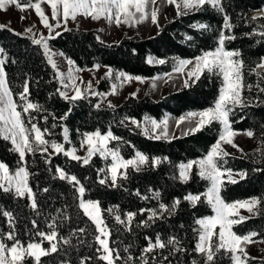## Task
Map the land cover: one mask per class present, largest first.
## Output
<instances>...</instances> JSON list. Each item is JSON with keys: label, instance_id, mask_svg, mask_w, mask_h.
<instances>
[{"label": "trees", "instance_id": "16d2710c", "mask_svg": "<svg viewBox=\"0 0 264 264\" xmlns=\"http://www.w3.org/2000/svg\"><path fill=\"white\" fill-rule=\"evenodd\" d=\"M221 6L223 12L205 3L194 12L181 14L166 23L149 38L124 36L116 44H106L94 31L69 29L50 43L82 70L101 65L132 77L154 78L172 72L181 59L194 60L214 50L221 32L235 36L234 40H226L224 47L241 53L244 84L252 87H245L243 91V98L250 102L249 105L236 106L229 114V120L234 131L254 133V147L242 156L228 155L218 160L222 170H231L236 181L229 182L225 172L220 194L226 203L253 198L260 201L253 216L235 215L232 220L238 222L232 228L239 236L256 233L251 241H260L264 245V92L260 91L264 88V69L256 67L264 60V36L259 35L264 31V16L255 19L253 16L264 11V0H221ZM225 15L230 18V29L223 27ZM0 49L3 50L0 58H4L8 87L21 106L17 110L22 111V105L26 103L19 98L25 85L28 87L27 102L38 106L22 113L26 128L35 124L46 129L44 138L62 144L65 149L79 148L85 133L99 131L105 135L111 131L118 139H112L110 147L119 151L123 158L134 159L137 152L148 157L143 168L128 167L124 175L118 176L115 185L110 186L100 182L110 161L99 155L84 164L82 159L73 160L61 152L51 155L33 151L26 152L23 161L11 142L0 137V161L12 173L21 167L27 169L28 185L37 204L33 209L27 195L21 197L13 190L0 189V240L9 247L16 241L24 247L39 243L44 249L55 244L57 250L42 256L39 264H108L101 259L104 252L97 240V227L80 207V185L84 188V200L99 203L114 264H144V259L148 264H209L205 255L196 251L200 234L196 221L214 215L204 195L210 181L199 175L198 165H193L188 181L184 182L180 165L205 158L217 143L222 125L213 121L191 135L164 140L146 136L140 126L131 125L129 121L136 120L141 124L146 117L162 121L166 114L181 117L214 107L223 86L222 75L205 70L199 79L192 78L186 86L159 100L149 95L143 98L130 96L119 106L97 107L98 99L91 94L75 101L60 95L63 87L55 69L43 47L31 38L0 27ZM150 56L164 63L152 65L148 62ZM110 81L103 78L96 91L106 92ZM64 128L68 129L67 141L64 140ZM156 159L160 160L159 164L155 163ZM57 169L75 176L79 184L61 179ZM189 194L201 198L193 205L185 199ZM177 200L179 203L175 204ZM161 204L168 210L161 209ZM153 211L157 215L149 219ZM4 212L11 214V221ZM128 213H135L130 222ZM117 216L124 223L117 221ZM52 231L57 234L52 241L38 235ZM10 232L15 240L6 238ZM157 236L163 242L174 237L178 243L146 253L144 250L149 242L155 243ZM212 243L218 244L216 236ZM233 255L240 256V252L215 250L210 264H235ZM241 260L243 264H264V251L260 258L246 255L241 256ZM17 264L37 262L27 257Z\"/></svg>", "mask_w": 264, "mask_h": 264}, {"label": "snow or ice", "instance_id": "6c2138e0", "mask_svg": "<svg viewBox=\"0 0 264 264\" xmlns=\"http://www.w3.org/2000/svg\"><path fill=\"white\" fill-rule=\"evenodd\" d=\"M150 2L155 4V0H35V2H33V0H23V2H20V0H0V9L5 8L6 4H15L21 10H24L27 7H32L35 9L36 14L40 17L44 26L50 29L52 26L49 24L48 17L41 8V3H47L50 5L53 19L58 20V18L62 17L65 23L69 18L75 20L77 15H84L86 17H91L92 19L105 18L109 22L114 21L117 26L121 23L129 24V26H131L132 21L139 23L148 18L147 8ZM167 3L174 4L177 8L178 14H180L181 4L177 3V0H167ZM205 3H208L210 6L223 12L221 0H183V8L188 10L199 9L203 7ZM157 15V10L153 8L151 11V20L153 23L158 22ZM57 26H59V20ZM198 27L204 28L206 25H199ZM223 27L224 29L232 28L230 18L227 15L224 17ZM29 31H31V29H29ZM259 35L264 36V31H261ZM234 39L235 36L225 35L221 32L219 47H217L215 51L206 52L202 56L197 57L194 67L187 73L189 77L195 76L196 79H199L200 74H202L205 70L209 73L216 71L218 74L222 75L223 86L220 88V94L214 107H210L200 112H190L186 117L180 118L181 122L185 119H191L194 117L199 118L196 121V126L189 129V131L193 133L199 131L203 126L210 124L213 121H217L222 125V131L219 135L217 143L212 146L210 152L204 159L199 161H190L186 165H180V176L184 180L189 178L187 170H190L193 165H198L200 170L199 175L202 178L211 181V187L204 195L206 196L207 202L212 206L215 215L198 219L196 221V223L200 226V229L198 230L200 234L198 237V243L196 244V251L204 254L206 261L209 262V264L214 259V251L218 249H225L233 254L239 251L240 256L233 255V259L235 264H243L241 256H246L247 254L244 252L241 245L247 242H254L251 241V237L257 235L256 233H250L244 236L236 235L231 231V225L237 223L238 221L229 219V217L237 215L236 209L238 207H246L250 213L255 214L253 212V208L258 205L260 201L254 198L252 200L242 202L226 203L220 196V188L224 183L222 177H224L225 172H227L228 181L236 183V181L232 178L231 170H222L221 166L218 164V160H223L224 157L229 155V153L222 148L221 142L242 151V149H239V146L233 141V137H235L238 133L232 128L229 120V114L236 106L245 107L249 105L250 102L243 98V91L245 87L248 89H251L252 87L250 84H244V61L243 59H239L241 53L236 50H225L224 48L226 40ZM35 42L37 44L41 43L40 40H36ZM44 47L47 49L46 42ZM2 52L3 50L0 49V53ZM148 62L151 63L152 58H149ZM69 63L71 64L72 62L69 61ZM159 63H164V61L160 60ZM3 64L4 60L0 59V137L11 142L14 146L13 150L19 153L21 160L24 159L26 152H46L49 145L53 150H55V152H63L64 155L70 156L73 160L79 161L82 159L84 164L89 162L88 158L93 155L94 151H99L101 155H107L109 153L106 145L101 143L100 146H97V144L94 143V140L106 142L109 139H118L113 136L111 131L103 136L99 131L94 133H85L84 135L86 139L82 143H86L88 145L89 151L88 157L81 158L75 154V149L66 151L62 144L54 141L50 142L45 139L44 137L47 133L46 129L42 130L35 124H33L30 129L26 128L22 119V113H27L30 109H37L38 106L34 103L27 102L28 87L25 85L24 91L20 94L19 98L21 101H25L26 103L22 105V111L17 110V108L21 106L17 104L16 100H14L13 94L8 87ZM190 64H193L192 60L181 59L178 62L176 71L183 73ZM53 67H56L54 63ZM256 67L257 69H264V60L259 62ZM251 70L252 69H250V71ZM120 76L124 77L128 81L134 79L132 76H127L124 73H120ZM135 79L141 80L142 78L135 77ZM262 79H264V77H262ZM187 83L188 81L186 80L185 85H187ZM65 87H68V85H65ZM90 87L91 84H89V88ZM257 87H259V85H257ZM72 89L74 91V95L68 96L66 92H61L60 95L69 101L84 98L81 89L75 85L74 80ZM113 91H115V86L113 87ZM260 91L264 92V88H260ZM97 107H99V105H97ZM63 118H66V115ZM148 119L149 118L147 117L145 118L146 121ZM131 122L136 124L137 127L140 126L139 122L136 120H132ZM150 123L153 131L161 129V124L157 123L155 120H151ZM163 125V134L167 135L166 119L163 121ZM53 127H55V125H53ZM144 132L145 134H148L149 129L145 128ZM63 135L64 140L67 141V128H64ZM246 135L251 138L254 133L252 131H248ZM156 138L159 139L160 137L157 136ZM110 154L114 161L111 169V178L113 182L117 179L118 168L126 169L128 166H133L138 169L139 164L148 162V157L139 152L136 153V159L133 160H123L119 157V154L116 151H111ZM155 163L159 164L160 160L156 159ZM57 171L59 172L61 179H68L70 183L75 182L76 184H79V181L75 176H68L62 169H57ZM28 176L29 173L26 168L21 167L15 171L14 174H10L8 166L0 162V189L8 192L14 188L15 193L21 197L27 193L32 200L31 207L35 209L37 204L32 193V189L28 186ZM241 176H243V173H241ZM100 182L104 183L103 180ZM44 191H47V189H44ZM78 191L81 195H83V186L79 187ZM155 195L158 197L159 193H155ZM200 198V195L192 194L185 197V199L193 203V205H195ZM178 203L179 201L177 200L175 204ZM175 204L173 205V208L175 207ZM80 207L85 210V213L97 225L100 234L106 235V226L101 227V225H103V220L99 217L98 204L91 201L87 203L81 201ZM160 207L165 211L168 210L166 205L161 204ZM90 208L95 210V215L89 211ZM3 215L9 217V220L11 221L12 217L10 213L4 212ZM156 215L157 213L153 211L149 219H152ZM134 216L135 213H128V222H130ZM116 219L117 221L124 223V221L120 220L119 216H117ZM240 219L242 220L244 217H241ZM217 226H219L220 229L218 233L215 231ZM49 227H53V225H49ZM38 235L52 241L56 238L57 234L55 231H52L47 235L44 233H38ZM214 235L218 236L219 241L218 244L215 245L212 243V237ZM6 238L8 240H15V236L11 232L7 234ZM97 240L102 245L105 253L101 259L106 260L108 264H114L112 259V250L109 249L106 240L100 239L99 236L97 237ZM64 242L68 243L67 240ZM177 243L178 241L174 237L170 238L167 242H163L160 240L159 236H157L155 243L150 241L149 246L144 251L148 253L152 252L155 248L163 249L168 244L175 245ZM56 250L55 244H52L50 249H44L39 243H29L25 248L19 241H16L15 244L9 247L3 242V240H0V264H17L18 261H22L24 259L25 253L28 256L34 257L37 264H39L41 256L49 255L50 252H55ZM174 250L180 251L181 249L174 248ZM117 258L119 257L117 256ZM141 259L144 258L142 257ZM165 259H167V257H165ZM144 264H148L146 259H144Z\"/></svg>", "mask_w": 264, "mask_h": 264}, {"label": "rangeland", "instance_id": "374dc122", "mask_svg": "<svg viewBox=\"0 0 264 264\" xmlns=\"http://www.w3.org/2000/svg\"><path fill=\"white\" fill-rule=\"evenodd\" d=\"M177 3L181 4L180 14H178L176 6L174 4L167 3V0H155V4H152L150 2L148 5V8H147L148 18L144 19L142 22H139V23L132 21L131 26H129V24H124V23H121L119 26H117L114 21L109 22L105 18L92 19L91 17H86L84 15H77L75 20L69 18L66 23L64 22L63 18L60 17V18H58L59 26H57L58 20L52 18L50 5L47 3H41V8L44 11L45 15L48 17L49 24L52 26L51 29L44 26L40 17L36 14L34 8L27 7L24 10H21L15 4H6L5 8L0 9V27L8 28V29H10V30H12L18 34L29 37L34 41L40 40L41 43H39V44L43 47V50L46 53L48 60H50L52 63H54L56 66H58L59 68L62 69V72H60V76L64 82H67V80H68L67 75L71 76L73 74L71 71V68L74 69L76 73H78L80 71V69L77 68L76 66H74L75 64L72 62V60H70L61 51H59L58 49H56L55 47L52 46V44L50 43L51 39L56 38L62 32L69 30V29H77V30H81V31H94L96 33L97 38L101 42L106 43V44H116L124 36L140 35L143 38H147V37L154 36L155 34H157L158 31L160 30V28H162L166 23L175 19L179 15L189 13V12H194L195 10H197V9H191V10L184 9L183 8V0H177ZM153 8H155L157 10V13H158V15H157V21L158 22L157 23H153L151 20V11L153 10ZM263 12L264 11L256 12L253 14V16L254 17L260 16V14ZM137 15H139V14H137ZM29 29H31V31H29ZM45 42L47 43V49H45V47H44ZM217 47H219V44ZM216 48L212 51H215ZM0 59L4 60V58H0ZM69 61H71L72 63L70 64ZM148 61H149V59H148ZM192 61H193V64L188 65L183 73L176 71V68L178 67V64H177L176 68L172 72H170L164 80H163V78H161V76L160 77L158 76L160 79L156 83V85H159V87L157 89H155L154 86H153L154 87V89H153L149 85V83H151L153 85L156 82L157 76L154 78H148L149 82H146L145 79H147V78H142L141 80H137V79H135V77H133L134 79H132L131 81H128L124 77L120 76V73H123V72L114 71L112 69L106 70L105 72H102V70H99L97 72L94 68H92V70H90V72H88L89 77L86 79V81H87L86 82L87 83L86 84L87 85L86 90L83 91L82 88H80V89L82 91L83 96L91 94L92 96L96 97L98 99L97 105H99V107L110 106L109 104L113 101V99L111 97L116 96V95L111 94L113 92L114 86H115L114 93H118L117 95H119L122 92L121 95L125 96V98H128L130 96L136 97V95H139V96L140 95H143V96L149 95L154 100H159L162 97H164L165 95H168L170 93H174L173 92L174 90H180L181 88L186 86L185 85L186 80L189 82L192 78H196L195 76L189 77L187 75L188 71H190L194 67L196 59H194ZM3 67H4V64H3ZM97 67H101V65H97ZM164 75H166V74H164ZM127 76H129V75H127ZM105 77L109 78V80H111L109 82V84L111 83L109 85L110 86L109 89L106 92L96 91L98 84ZM162 77H164V76H162ZM97 80H100V81L97 83ZM89 84H91V86H93V85H95V86L90 89ZM63 92H65V87H63ZM70 94L74 95V91L72 88L70 89ZM107 102H109V103H107ZM111 106H113V105H111ZM198 119H199L198 117H194L191 119H185L183 122H178L177 124L174 122V120L171 123H167V136L168 137L177 136V135L181 134V132L184 131L187 128V126H189V125H191L193 128L196 125V121ZM162 121H159L161 124V129H157L155 131L152 130V125L150 123V119H148L147 121L144 120L143 123H144V127L149 129L148 134L164 137L166 135L163 134L164 125H163ZM129 124H130V121H129ZM131 125H133V124H131ZM139 125L141 128L143 127L142 123ZM101 135L103 136V134H101ZM85 139H86V137H85ZM85 139H84V141H85ZM111 140L112 139H109L106 142H99L97 140H94V143H96L97 146H100L101 143L106 145V148L109 150V153L107 155H101V153L99 151H94L93 155L88 159L90 160L95 155H99L103 159L110 161L109 165H107L104 168L103 181L110 186H114L117 179L115 180V182H113L112 178H111V175H112L111 169H112V165H113L114 161H113V158H112L110 152L116 151V152H118L120 158H122L123 160H127V159L123 158L121 156V154L119 153V151L113 150L110 147ZM245 140H247V139H245ZM72 149L76 150L75 154L77 156H79L81 158L88 157L89 147L86 143H83L79 148H70V149H65V150L70 151ZM46 152L51 154V155L57 154V152H55V150H53L50 145L48 146ZM61 153L64 154L63 152H61ZM67 157L71 159L70 156H67ZM24 159H25V157H24ZM24 159H23V161H24ZM134 159H136V157ZM130 160H133V159H130ZM146 164L147 163L139 164L138 169L143 168ZM128 167H130V166H128ZM126 169L125 168H118L117 169V178L121 174L124 175V172ZM9 173L14 174L15 172L12 173L9 171ZM184 181L186 182V181H188V179L184 180ZM79 187H81V186L79 185L78 189H79ZM13 191L15 192L14 188H13ZM25 195H27L29 197L30 201L32 202L31 197L27 193ZM250 200H252V199H250ZM81 201H83L85 203L89 202V201L84 200L83 195L80 196V202ZM91 202L98 204L99 217H100V219H102L99 203L97 201H91ZM256 207H257V205L254 206V208H253L254 213L256 211ZM89 211L95 215L94 209L90 208ZM236 212H237V215H239V216L251 217L254 215L253 213H250L246 207H238L236 209ZM234 216L229 217V219H232ZM232 225H231V231L233 232ZM96 227H97V225H96ZM101 227H105L104 223H103V225H101ZM97 230H98V228H97ZM106 230H107V228H106ZM219 230H220L219 226H217L215 231L218 233ZM98 232H99V230H98ZM108 236H109L108 230H107L106 235H101L99 232L100 239L106 240L107 244H108ZM214 236H216V235H214ZM216 237H217V241H218V236H216ZM101 247H102V245H101ZM108 247H109V244H108ZM241 247L248 249L249 251H251L250 253H252L254 255H258V256L263 255V252H261V249H262L261 244H254L253 242H247V243L242 244ZM102 250H103V247H102ZM263 251H264V247H263ZM103 252H104V250H103ZM104 255H105V253H104ZM27 257H31L35 260L34 257L28 256L25 253L24 258H27ZM18 262H20V261H18Z\"/></svg>", "mask_w": 264, "mask_h": 264}, {"label": "crops", "instance_id": "0c3cea01", "mask_svg": "<svg viewBox=\"0 0 264 264\" xmlns=\"http://www.w3.org/2000/svg\"><path fill=\"white\" fill-rule=\"evenodd\" d=\"M161 29V28H160ZM159 32V31H158ZM156 35V34H155ZM150 37H152V36H150ZM147 38H149V37H147ZM149 58H152V62H151V64L152 65H156V64H158L159 63V59H157L156 57H154V56H150ZM70 59V58H69ZM71 60V59H70ZM49 62L52 64V66H53V63L49 60ZM73 62V61H72ZM74 63V62H73ZM75 64V63H74ZM73 66V65H72ZM74 66H76V65H74ZM77 67V66H76ZM54 68V67H53ZM78 68V67H77ZM55 71H56V73H57V76H58V79H59V82L61 83V85L63 86V87H65V85H68V87H65V92L68 94V96H72L71 94H70V89L72 88V84H73V80H74V82H75V85L76 86H78L79 88H82L83 89V91L84 90H86V88H87V81H86V79L89 77V75H88V72H90V70H92V69H87V70H82V69H80V71L78 72V73H76L75 72V70L74 69H72L71 68V71H72V75L70 76V75H67V82H64L63 80H62V78H61V76H60V72H62V69L61 68H59L58 66H56L55 68ZM94 69L98 72L99 70H102V72H105L106 70H109V69H111V68H109V67H104V66H101V67H97V66H95L94 67ZM169 74V73H168ZM168 74H166V75H160L161 76V78H163V80L168 76ZM159 76V77H160ZM162 76H164V77H162ZM158 76H157V78H156V82L152 85L151 83H149V85L154 89V87H155V89H157L158 87H159V85H156V83H157V81L160 79ZM146 80V82H149L148 81V78L147 79H145ZM100 80H97V83L99 82ZM95 85H93V86H91L90 87V89L91 88H93ZM154 86V87H153ZM67 90V91H66ZM123 90V89H122ZM176 91H178V90H174L173 92H176ZM109 94V93H108ZM112 95H116L115 97H111L112 99H113V101L109 104V105H113V106H119V105H121L123 102H124V100L126 99L125 98V96H123V95H121L122 94V92H121V94H119V95H117L118 93H114V91L111 93ZM143 95H136V98H143L142 97ZM115 101V102H114ZM107 103H109V102H107ZM104 107V106H103ZM190 113V112H189ZM188 114V113H187ZM187 114H185V115H183V116H181V117H186L187 116ZM181 117H175V116H173V115H171V114H166L165 115V117H164V119H163V121L166 119L167 120V123H171V122H173V120H174V122L177 124L178 122H181L180 121V118ZM150 119V121L151 120H155L157 123H160L158 120H156V119H153V118H149ZM132 120H130V124H133L132 122H131ZM162 121V122H163ZM138 122V121H137ZM142 124H143V127L141 128L142 129V131H143V133L145 134V132H144V123L142 122ZM133 125H136V124H133ZM207 125V124H206ZM196 126V125H195ZM194 126V127H195ZM204 127V126H203ZM190 128H192V126L191 125H189V126H187V128L184 130V131H182L181 132V134H179V135H177V136H174V137H168L167 135L166 136H159L160 138L159 139H164V140H172V139H175V138H180V137H184V136H188V135H191V134H193V132H190L189 131V129ZM195 133V132H194ZM238 134L235 136V137H233V141H234V143L236 144V145H238L239 146V149H242V151H240V150H238L237 148H234V147H232L231 145H228V144H224L223 142H221V144H222V148L225 150V151H227L228 153H229V155H234V156H242L245 152H247V151H249V150H251L253 147H254V138L253 137H248L247 135H246V133L247 132H237ZM106 135V134H105ZM146 136H148V137H151V138H153V139H157L156 137L157 136H155V135H150V134H146ZM245 139H247V140H245ZM204 159V158H203ZM201 160V159H200ZM188 164V163H187ZM184 165H186V164H184ZM181 170V169H180ZM188 171V175L190 176V171H191V169L190 170H187ZM189 179V178H188ZM182 180L184 181V179L182 178ZM185 182V181H184ZM112 184V183H111ZM211 187V181H210V186H209V188ZM79 192V191H78ZM207 192H208V190H207ZM79 196H81V194L79 193ZM220 196H221V194H220ZM222 198V197H221ZM81 203V202H80ZM83 209V208H82ZM83 211H84V209H83ZM85 212V211H84ZM214 215H215V212H214ZM213 215V216H214ZM88 216V215H87ZM89 217V216H88ZM254 244H261L262 245V249H261V252H263V247H264V245H263V243L262 242H260V241H254L253 242ZM244 249V252L247 254V256H250V257H254V258H260L261 256L259 255H254V254H252V253H250L251 251H249L248 249H245V248H243ZM42 257V256H41Z\"/></svg>", "mask_w": 264, "mask_h": 264}, {"label": "water", "instance_id": "95a60500", "mask_svg": "<svg viewBox=\"0 0 264 264\" xmlns=\"http://www.w3.org/2000/svg\"><path fill=\"white\" fill-rule=\"evenodd\" d=\"M260 16H264V12L260 14Z\"/></svg>", "mask_w": 264, "mask_h": 264}]
</instances>
